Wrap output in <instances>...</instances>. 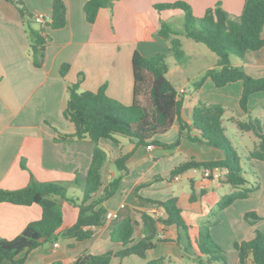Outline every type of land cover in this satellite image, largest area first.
I'll return each instance as SVG.
<instances>
[{
    "label": "crops",
    "instance_id": "1",
    "mask_svg": "<svg viewBox=\"0 0 264 264\" xmlns=\"http://www.w3.org/2000/svg\"><path fill=\"white\" fill-rule=\"evenodd\" d=\"M63 1L67 7L66 23L62 28L46 29L44 61L36 67L30 56L25 22L13 4L0 0V188H21L32 175L39 181L67 183V195L81 198L82 190L73 183V179L76 173L84 174L87 171L92 143L88 138L57 141L54 139L56 132L51 127H56L60 132L73 131L72 123L62 114L67 99V83L77 82L80 90L92 91L105 84V92L109 97L131 104L134 98L131 66L133 53L137 51L148 56L161 52L167 55V61L171 54L168 43L157 34L159 23L161 20L171 23L174 17L183 13L181 10L158 11L154 8L157 3L176 0H113L111 6L99 9L95 21L89 23L83 10L87 0ZM184 1L190 4L195 16L203 15L205 9L217 1L222 3L228 13L238 16L244 4V0ZM23 2L33 15L42 13L49 16L51 12L52 0ZM37 26L38 23H33V27ZM261 36L264 37V26ZM230 61L252 77L264 76V46L248 52L244 59ZM63 63H68L69 67L65 75L61 76L59 69ZM167 63L170 68L168 78L172 85L177 91L186 92L183 98L185 111L182 114L185 120L189 121L190 111L199 100L224 107L222 123L225 131L226 121L237 126L236 121L246 120L248 115L264 120V91L249 96V113L245 114L239 105L241 81L215 87L206 78L198 90L190 91L189 85L202 73L190 76L181 69H171L179 64L174 59ZM137 101L147 105L149 97L139 94ZM255 110H261L260 116L253 115ZM245 133L250 137L253 134L250 131ZM115 137L118 144L111 140H100L107 152L102 170L103 186L120 175L114 159L134 148L127 162L128 171L122 176L117 191L103 203L107 212H116L118 218L106 220L94 229L89 238L81 241L59 238L55 242H45L29 251H23L15 259H22L21 264H53L56 261L71 264L82 253L98 255L108 250L117 251L121 244L110 238L116 222L131 213L132 209L146 210L159 206L151 202V199L163 201L177 197L186 229L174 224L164 226L157 223L156 238L160 240L146 252L144 258L137 255L112 257L111 263L147 264L152 259L163 257L160 264H199L195 241L204 227L208 229L211 239L224 251L228 263L239 264L234 243L252 239L257 229L264 233V161L248 159V153L257 144V139H252L253 147L245 146L243 155L246 161L239 156L248 185L250 182L245 171L246 164L253 181L258 183V189L247 198L237 199L222 209L218 207V201L233 190L230 184L223 182L224 179L217 181L206 177L197 168L178 174L177 179L170 177L171 169L182 161L191 158L196 161L223 159L224 155L219 149L187 139H182L180 144L171 148L159 145L135 147L128 137ZM177 137L178 128L175 124L155 136L167 144L174 142ZM140 183L147 185L139 187L135 194L134 189ZM250 211L260 218L248 222L244 214ZM77 215L78 208L63 201L62 224L59 229L73 225ZM40 216L41 208L38 204L18 205L0 201V238L11 239L17 236L27 223ZM134 219L138 224L133 242L144 235L139 217L134 216ZM3 264H10V261L5 260Z\"/></svg>",
    "mask_w": 264,
    "mask_h": 264
},
{
    "label": "trees",
    "instance_id": "2",
    "mask_svg": "<svg viewBox=\"0 0 264 264\" xmlns=\"http://www.w3.org/2000/svg\"><path fill=\"white\" fill-rule=\"evenodd\" d=\"M13 4L21 19L26 24L30 43V56L34 66L39 67L44 61V46L46 29L62 28L66 23L67 7L63 0H52L49 20L33 27L34 15L30 13L23 0H5ZM113 0H87L83 10L87 22L93 23L99 9L112 5ZM154 8L158 11L181 10L183 13L182 29L173 27L169 22L161 20L157 34L163 38L175 62L181 63L186 54L183 50L180 36H185L194 42L205 44L216 55V63L205 70L197 81L190 84V91H196L206 78L215 87H222L230 82L241 81L242 89L239 98L240 108L245 114L249 113V96L255 92L264 91V76L252 77L242 67L232 65L230 56L235 55L244 59L248 52L264 46L261 36L264 26V0H244L243 8L238 16H231L220 1L205 9L201 17H196L189 3L184 0L157 3ZM165 53L156 52L143 56L135 51L132 55L133 72V102L124 104L109 97L103 84L97 90H80L79 84L67 83V99L62 114L72 123L70 133L55 130L57 141L69 142L88 138L92 143L91 161L84 174L76 173L73 183L82 190L81 198L67 195V183L60 181H39L30 176L29 182L16 189L0 188V201L18 205L38 204L41 208L39 219L27 223L20 234L11 239L0 238V264L5 260L10 264H21L22 259L15 257L29 251L45 242H55L59 238L81 241L92 236L94 229L106 221L104 201L115 194L119 182L127 171V162L133 154L131 151L120 154L114 159L120 175L103 186L102 170L107 160V152L101 146L100 140H111L118 144L116 135H123L132 140L136 146L150 145L166 148L175 147L182 139L198 142L219 149L224 157L221 160L196 161L188 159L176 165L170 171L174 177L189 169L226 167L228 173L223 182L231 185L233 190L223 195L218 201L219 208L231 205L235 200L247 198L258 189V183L248 185L241 168L240 156L231 146L225 136L222 123L224 107L221 104L206 103L199 100L190 111L189 121L182 116L183 98L185 91H177L167 77L169 65ZM69 67L68 63L60 66L59 73L64 76ZM139 94H146L149 103L143 105L137 101ZM173 124L178 128V137L172 143H163L155 136L166 132ZM237 127L243 132H252L257 138V144L248 153V159L264 161V120L248 115L246 120L236 121ZM156 176L155 178H158ZM147 185L140 183L136 190ZM101 193L96 196L99 189ZM191 192L190 199H193ZM150 200V199H148ZM68 201L78 208L75 223L70 227L59 229L62 224V203ZM163 209V215L156 218L145 210L132 209L131 213L116 222L110 232V238L121 244L117 251L108 250L102 254L82 253L71 264H112V257L123 258L137 255L144 258L146 252L154 247L157 240L156 224L160 221L164 226L176 225L186 229L182 209L177 204V197L166 200H150ZM143 225V236L133 242V234L138 221ZM245 219L252 223L260 217L250 211L244 214ZM199 264H229L224 251L215 243L207 228H201L196 238ZM238 253L239 264H264V233L256 230L252 239L234 243ZM163 257L152 259L147 264H160ZM53 264H64L56 261Z\"/></svg>",
    "mask_w": 264,
    "mask_h": 264
},
{
    "label": "rangeland",
    "instance_id": "3",
    "mask_svg": "<svg viewBox=\"0 0 264 264\" xmlns=\"http://www.w3.org/2000/svg\"><path fill=\"white\" fill-rule=\"evenodd\" d=\"M201 16L202 15L196 17H201ZM231 16L235 17L236 15L231 14ZM170 24L177 29H182L183 14H181V16L179 17H174L171 20ZM180 38L183 43V50L185 51L186 58L184 61L177 64L175 67H171V69L172 68L177 70L181 69L184 73H189L190 76L192 74L202 73L201 74L202 76L203 73L205 72L204 71L205 69L209 68L210 66L211 67L215 66L216 55L211 50H209V48L205 44L200 42H194L193 40L185 36H180ZM230 59L232 61H236L238 57L235 55H231ZM171 60H173L172 56H170L167 59L168 62H170ZM168 74H169V70L167 72V77ZM201 76H199L198 79H200ZM188 88L191 89V86L189 85ZM260 111L261 110L253 111V115L260 116L259 115ZM225 124L227 126V129L225 131L226 138L230 142L231 146L239 153V155L243 157V160L246 161V157H244L243 155L244 148L245 146L253 147L252 139L255 140L257 138L253 136L254 134H251L252 135L251 138L245 132L238 130L237 126H235L234 124L232 125L230 121H226ZM245 171L248 173L250 185L254 184L255 182L253 181L254 179L251 177L248 164H246L245 166Z\"/></svg>",
    "mask_w": 264,
    "mask_h": 264
},
{
    "label": "built area",
    "instance_id": "4",
    "mask_svg": "<svg viewBox=\"0 0 264 264\" xmlns=\"http://www.w3.org/2000/svg\"><path fill=\"white\" fill-rule=\"evenodd\" d=\"M34 20L36 23L41 24V23H44L45 21H48L49 16H45L42 13H37L34 15ZM227 173H228V169L226 167H221V168L219 167L207 168L206 167L202 169V174L204 176L217 180V181L224 179ZM173 178L177 179L178 177L177 175H175ZM145 211L147 213H150L156 218H160L163 215V209L160 206H152L151 208L146 209ZM105 218L106 220H116L118 218V214L116 212L108 211L106 212ZM157 223L161 224L160 221H158ZM54 245H57V243H54ZM255 264H260V263H255Z\"/></svg>",
    "mask_w": 264,
    "mask_h": 264
}]
</instances>
